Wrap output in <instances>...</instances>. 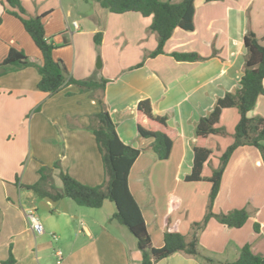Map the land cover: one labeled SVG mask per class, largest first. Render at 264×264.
Returning <instances> with one entry per match:
<instances>
[{"label":"crops","instance_id":"crops-1","mask_svg":"<svg viewBox=\"0 0 264 264\" xmlns=\"http://www.w3.org/2000/svg\"><path fill=\"white\" fill-rule=\"evenodd\" d=\"M44 1L20 0L25 17L47 13L42 22L46 37L55 46L53 58L63 62L73 79L107 81L104 102L119 139L125 145L142 150L129 171L128 189L141 211L152 247H162L166 232H178L190 239L192 226L201 223L206 214L210 191L207 182L184 181L191 171L192 150L196 146L212 151L210 144L220 138H196L194 128L199 119L213 109L218 98L238 89L243 73L244 47L243 51L237 50L242 54L241 60L230 52L223 57L216 51V48L223 51L226 44L231 46L227 41L233 38L228 35L232 23L227 19L213 18L214 12L218 11L211 5H225L234 0H195L193 31L174 30L164 46V54L154 58L147 57L157 46L156 37L148 30L151 19L139 20L144 32L135 42L143 46L146 38L153 41L148 50L141 47L143 61L137 57L125 60L126 56L122 58L120 55L113 60L105 51V44L109 45L107 40L115 47L122 46L118 40L124 33L107 38L111 22L117 21L114 16L134 17L131 15L136 13L110 14L90 0ZM161 1L178 3L181 0ZM248 5L246 2V8ZM6 9L9 8L4 0H0V62L10 48H15L31 62L40 64L38 49L19 20ZM225 10L228 15L235 11L231 8ZM245 20L241 18L243 25ZM124 24L125 28L131 26ZM198 25L206 32L214 28L213 36L200 37ZM250 31L264 45V35L254 29ZM244 32L245 29L240 34L244 36ZM96 33L101 34L99 45L94 43ZM216 34L220 35L219 42ZM175 35L190 40L189 46L193 47L168 51V44L174 43ZM129 41L128 37L123 39V42ZM199 45L205 46L208 52L200 55ZM173 52L195 53L202 60L178 62L168 57ZM97 55H101L103 72L95 71L99 70L94 67ZM139 63H142L141 67L132 69ZM38 80L33 67L0 76V264L8 258L9 250L15 259L14 264H51V259L55 264H141V253L134 237L124 226L111 220L116 211L113 203L105 201L99 209H88L66 198L57 202L40 199L21 188L37 182L40 167H52L56 162L63 172L83 185L98 186L104 179L94 137L87 128L89 117L99 111L97 101L87 93L80 94L74 86L64 87L53 95L42 93L36 88ZM141 100L150 101L155 116L166 118L165 129L137 112L136 106ZM251 112L247 114L249 117H252ZM138 124L151 131H163L172 140L167 160H158L148 148L151 141L138 135ZM212 156L211 152L202 169L205 178L211 175V172L204 175L203 170ZM170 161L174 163L171 169L165 166ZM253 171L264 175L259 152L249 146L237 148L222 175L219 193L211 209L213 214H226L239 208L231 199L233 181L238 175L245 178ZM57 175L58 171L53 180L59 187ZM247 204L250 206L249 202ZM251 209L256 216H261L260 219L251 222L248 218L244 227L239 229L209 219L196 234L199 251L216 256L232 251L238 258L240 248L249 245L254 254L264 257V200L261 204H252ZM28 212H33L38 219L43 234L36 235L30 229L26 218ZM191 212L194 213L192 219ZM107 223L114 233L105 227ZM248 224L257 233L256 236L250 233L251 243L241 238ZM202 241L207 245H202ZM56 252L62 255L59 262ZM155 264L199 263L192 257L174 253Z\"/></svg>","mask_w":264,"mask_h":264},{"label":"trees","instance_id":"trees-1","mask_svg":"<svg viewBox=\"0 0 264 264\" xmlns=\"http://www.w3.org/2000/svg\"><path fill=\"white\" fill-rule=\"evenodd\" d=\"M110 14L122 15L136 13L142 18H150L148 30L156 36L157 46L148 54L154 58L164 54V46L172 36L174 30L193 31L194 1L181 0L178 3L163 2L161 0H91ZM206 2L219 0H204ZM9 8L6 12L22 25L38 49L41 62L36 64L15 48L8 50L5 58L0 62V76L33 67L38 73L39 80L36 88L45 94L53 95L64 87L74 86L80 94H89L95 99L99 111L89 117L88 130L92 133L100 156L103 182L98 186H86L69 174L63 172L59 162L52 167L42 166L38 170V180L32 185L21 186L40 199L57 202L69 199L79 207L99 209L105 201L113 203L115 212L111 220L124 226L136 241L137 250L141 253V264H155L168 258L174 253H182L197 260L199 264H264V257L254 254L249 245L239 250L238 258L234 261L219 262L212 257L202 254L198 249L197 232L202 230L209 219L214 218L219 224L233 229L241 228L248 220L245 210H232L226 214H213L211 209L219 193L220 182L232 153L239 147L255 148L264 165V117H248L253 110L259 96H264V45L252 31L243 36L245 50L243 73L238 82V89L233 93H225L218 98L213 109L197 122L194 128L196 138L206 139L210 136H224L225 131L219 126L223 110L236 109L239 119L234 129L233 141L219 157V164L207 178L202 176V169L211 155L209 149L193 147V160L190 173L184 178L185 182H207L210 184L206 214L201 223L192 226L190 239L178 232H166L163 245L154 248L151 245L141 211L128 189V174L141 154V149L125 145L119 139L115 125L110 119L104 102L103 91L106 80H75L63 62L53 58L54 44L45 35L42 19L44 13L35 17H25V11L20 0H4ZM101 34L94 35V43L99 45ZM264 41V38L263 40ZM169 56L178 62H196L202 60L195 53H170ZM142 66L137 64L135 68ZM136 110L149 121L166 128V118L155 116L149 100L137 103ZM138 135L151 141L148 148L160 161L169 158L172 140L163 131H151L137 125ZM58 171L60 188L54 185V174ZM254 230H257L254 225ZM15 259L9 250L8 258L1 264H14Z\"/></svg>","mask_w":264,"mask_h":264},{"label":"rangeland","instance_id":"rangeland-1","mask_svg":"<svg viewBox=\"0 0 264 264\" xmlns=\"http://www.w3.org/2000/svg\"><path fill=\"white\" fill-rule=\"evenodd\" d=\"M91 1V0H90ZM249 3L248 7L246 8V2ZM48 2V0H45L44 3ZM202 4V3H201ZM206 4V3H204ZM214 10L218 12H214L213 18L216 20L219 19H227L230 20L232 23L231 25V31L229 32V36H232L230 41H227L231 46L228 47L226 44L225 49L223 51L219 50L216 48V51L220 53L223 57H226V54L230 52L231 54H234L237 59L239 58L241 60L242 54L239 52L237 53V50L243 51V46H242V35L240 34L243 29L245 31L249 30H255L258 34L264 35V0H234V1H227L225 5H221L220 3H213ZM225 8H231L235 9L233 12V15H228L227 10ZM134 17H120V16H114V18H117V21L111 22V25L108 28V35L107 38L109 39L112 35H116L117 33H124L123 36H121L120 40H118L122 46L121 47H115L113 43L110 40H107L109 45L106 43L105 44V51L107 54L111 55V58L113 60H116L118 56L120 55L122 58L126 56L125 60L130 59V58H136L140 61H143L145 57H143L144 52L142 51L143 49L141 47H144L148 50V47H151L153 45V41H150L149 39H145L144 45L140 46L139 42H135V39L140 35L141 33L144 32V26L141 25L140 22H143L145 19L140 17L138 14L131 15ZM121 18V19H119ZM123 18V19H122ZM127 18V19H126ZM132 18H137V19H132ZM241 18L246 19L245 23L243 25ZM142 20V21H141ZM114 23V24H112ZM124 23H129L131 26L130 28H125ZM200 26L198 25V34L200 37L203 36H213V32L215 29L213 28L212 31H205L203 28H199ZM150 32V31H149ZM180 32V31H177ZM244 32V34H246ZM154 36L155 34L152 33ZM181 34V33H177ZM196 36V35H194ZM219 42L220 35L216 34ZM129 38V42H123L124 38ZM156 37V36H155ZM192 37V36H191ZM156 40V39H155ZM174 43H169L167 50L168 51H176V49H188L189 47V42L190 40H183L181 37H174ZM171 44V45H170ZM211 50V49H210ZM215 49H212L214 51ZM178 51V50H177ZM208 52L205 46L199 45V53L200 55H204ZM245 53V51H244ZM163 55V54H162ZM166 56V55H164ZM168 57H170L168 55ZM171 58V57H170ZM98 59L101 62L102 66V58L101 55H97L94 67L97 68V62ZM96 72H103L101 68L99 70H95ZM252 117H264V96H261L259 100L257 101L255 107L253 108L251 112ZM205 117V116H204ZM249 117V116H248ZM238 122V115L237 111L232 108L228 110L226 113L223 115L221 114L220 121H219V126L222 127L225 131L224 136H220L218 140L213 141L210 144V147L212 149V157L208 161L206 167L203 170L204 175H209L210 172H212L216 167H217V162L219 161V156L223 153L225 148L233 141V134H234V129L235 126ZM166 168L171 169L174 166V163L172 161L169 162V165H165ZM251 175L244 176L238 175L235 180L233 181V193L231 196V199L235 201L234 203L238 205L237 210H245L248 214L249 220L252 222L254 220L257 221V218L260 219L261 216H256V213L252 211L251 207L252 204H261L264 200V175L261 172L253 171L251 172ZM56 188H60L55 186ZM247 202L250 203V206H248ZM109 204V203H107ZM112 206V205H111ZM264 215V211L262 213ZM191 218L194 217V213L191 212ZM183 221H185V217H183ZM116 224V223H114ZM250 224V223H249ZM247 225L245 227L246 229H243L241 233V238L246 239L248 243H251L250 240V233L252 232L253 236H256L257 233H254L252 230V227L250 225ZM107 228H112L109 226V223L106 224ZM244 227V226H243ZM123 230H126L123 227ZM111 231L114 233L113 229ZM53 245H55L54 241H51ZM253 242V241H252ZM198 243V239H197ZM202 245H207L204 241H202ZM201 250V249H200ZM206 255L216 257L217 259L221 261H234L237 259V256L234 255V253L231 251L230 254H223V256H216L213 254H210L208 252H204ZM51 264H55L54 260L51 259Z\"/></svg>","mask_w":264,"mask_h":264},{"label":"built area","instance_id":"built-area-1","mask_svg":"<svg viewBox=\"0 0 264 264\" xmlns=\"http://www.w3.org/2000/svg\"><path fill=\"white\" fill-rule=\"evenodd\" d=\"M74 29H76L75 23L72 24ZM27 221L29 223L30 229L36 234V235H41L43 234V228L38 219L34 216L33 212H28L26 214ZM53 240H56L55 236H52ZM55 257L57 259V262L62 260V255L60 252L55 253Z\"/></svg>","mask_w":264,"mask_h":264},{"label":"water","instance_id":"water-1","mask_svg":"<svg viewBox=\"0 0 264 264\" xmlns=\"http://www.w3.org/2000/svg\"><path fill=\"white\" fill-rule=\"evenodd\" d=\"M101 68V62L100 60L98 59V62H97V69Z\"/></svg>","mask_w":264,"mask_h":264}]
</instances>
